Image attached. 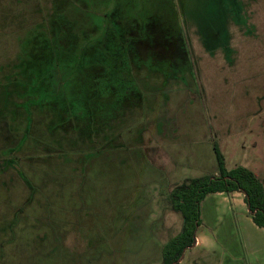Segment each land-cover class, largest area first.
<instances>
[{"label":"rangeland","instance_id":"rangeland-1","mask_svg":"<svg viewBox=\"0 0 264 264\" xmlns=\"http://www.w3.org/2000/svg\"><path fill=\"white\" fill-rule=\"evenodd\" d=\"M214 142L264 173V0H0V264H162Z\"/></svg>","mask_w":264,"mask_h":264},{"label":"trees","instance_id":"trees-1","mask_svg":"<svg viewBox=\"0 0 264 264\" xmlns=\"http://www.w3.org/2000/svg\"><path fill=\"white\" fill-rule=\"evenodd\" d=\"M218 175L188 178L176 184L169 193L172 210L182 217L180 231L162 249V264H180L185 251L196 243L201 225V203L210 193L239 191L258 227H264V185L248 168L228 170L225 156L217 142L213 143Z\"/></svg>","mask_w":264,"mask_h":264},{"label":"crops","instance_id":"crops-1","mask_svg":"<svg viewBox=\"0 0 264 264\" xmlns=\"http://www.w3.org/2000/svg\"><path fill=\"white\" fill-rule=\"evenodd\" d=\"M244 152L238 155L233 166L228 165L225 156V164L228 170L236 167H245L252 170L264 185V173H259L246 162V147ZM257 162V161H256ZM256 164V163H255ZM217 173V168H215ZM207 175V174H204ZM215 175V174H214ZM203 176V175H202ZM201 225L198 227L196 243L191 247L204 249L217 247L218 241L211 234L200 232L202 225L212 222V225H221L220 235L226 241L229 253L242 259L246 264H264V227H258L252 219L244 194L239 191L210 193L201 203ZM182 261L180 262V264Z\"/></svg>","mask_w":264,"mask_h":264}]
</instances>
